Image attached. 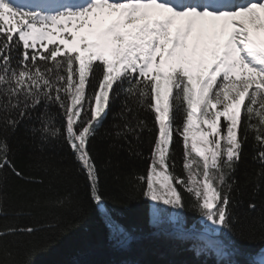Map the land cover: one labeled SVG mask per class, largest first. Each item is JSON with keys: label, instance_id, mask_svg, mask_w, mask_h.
<instances>
[{"label": "snow or ice", "instance_id": "6c2138e0", "mask_svg": "<svg viewBox=\"0 0 264 264\" xmlns=\"http://www.w3.org/2000/svg\"><path fill=\"white\" fill-rule=\"evenodd\" d=\"M116 101L105 167L117 183L198 213L203 236L237 232L252 241L258 230L264 240V0H31L26 9L0 0V216L9 214L4 183L15 177L27 187L11 214L52 218L0 229V264H33L55 243L37 233L64 235L92 208L114 248L135 241L105 207L92 152ZM22 123L41 149L67 144L76 175L48 162L37 164L38 175L18 168L11 140ZM249 147L251 171L241 167ZM121 153L123 163L141 158L146 167L122 174ZM244 195L249 211L261 210L247 232L237 230ZM150 223L159 231L172 221L153 204ZM174 223V238H192L179 213ZM190 250L239 264L219 239Z\"/></svg>", "mask_w": 264, "mask_h": 264}, {"label": "trees", "instance_id": "16d2710c", "mask_svg": "<svg viewBox=\"0 0 264 264\" xmlns=\"http://www.w3.org/2000/svg\"><path fill=\"white\" fill-rule=\"evenodd\" d=\"M119 101L113 105V111L108 114L104 127L100 129L99 135L92 143L93 155L101 165V182L102 191L105 195V207L110 210L113 216L119 220L127 229L135 234L136 239L132 245L125 251L113 247L108 239L107 230L101 222L98 211L95 208L90 209L87 215L74 220L76 225L68 233L55 237L52 232H39L38 238L54 239L53 246L42 252L34 258L33 264H216L217 257L213 254L196 256L191 249L192 245L206 242L204 238L196 237L199 235L202 223L198 213L191 209H185L180 212L182 215L181 223L183 228L191 229L193 236L190 239H177L176 231L171 229L155 230L150 224V205L146 198L135 195L134 189L123 181L117 183L115 180V171L112 168H106L105 163L108 159L109 141L107 140L106 131L110 129L114 113L119 108ZM55 111V109H53ZM35 123V122H32ZM30 125L22 123L15 137L11 140L15 163L18 168L32 175L41 174L42 170L37 168L41 162L53 163L61 168H70L72 175L75 174V163L72 157L71 149L67 144L61 142L44 149L33 145L30 134L26 133V128ZM38 126V125H37ZM149 137L146 134L143 147L140 151L143 157L150 155ZM121 173L132 168L139 173L146 167L145 160L135 158L129 163H123L127 159L126 154L121 153ZM115 163V156L113 157ZM242 169L247 167L249 171L255 167L252 160L251 148L247 149V159ZM180 168L182 169V161ZM83 185V180L76 176ZM20 187H27L23 181L15 177H9L3 186V193L9 202V214L0 216V229L9 224H18L19 226L35 224L37 220L41 223H47L52 218H41L39 215L32 217L22 216L15 217L12 215L13 208L18 207L19 200L16 192ZM83 195V192H81ZM185 199L188 197L185 195ZM243 206L238 210L239 223L237 230L245 232L250 231L249 219H258L261 216V210L249 211L247 209L248 196L239 197ZM259 229V225H256ZM165 233H172L168 235ZM210 236V235H209ZM212 239H219L231 246L237 251L235 259L239 264H249L252 262L254 255L258 254L264 247V240H261V234L257 230L256 238L252 241L242 239L237 232L217 234ZM10 240L17 239L9 237ZM253 264V263H252Z\"/></svg>", "mask_w": 264, "mask_h": 264}, {"label": "rangeland", "instance_id": "374dc122", "mask_svg": "<svg viewBox=\"0 0 264 264\" xmlns=\"http://www.w3.org/2000/svg\"><path fill=\"white\" fill-rule=\"evenodd\" d=\"M18 2H20V0H18ZM27 3H29L28 0H22L21 6L26 9L27 6H28ZM148 202H149V205H150V221H151L152 206H153V204H156L157 207L162 208V209H164L166 211L167 217L170 218V220L172 221L171 224H165L164 225V228L165 229H171L173 231H176V226H175V223L174 222L177 219V214L179 213V220H180V222H181V218H182V215L179 212V210L173 209V208H171L170 206H167V205H163L162 203L152 202V201H148ZM200 221H201L202 224H204V221L202 219H200ZM180 226L181 227H184L182 223L180 224ZM192 228H193V226L190 228V230ZM200 232H201V229H200ZM196 237H199V238H202V239L204 238L205 241H208V240H211L212 239L209 235L208 236H203V235L199 234V235H196ZM262 259H264V247L260 250V252L258 254H256V255L253 256L252 263L253 264H259V262Z\"/></svg>", "mask_w": 264, "mask_h": 264}]
</instances>
